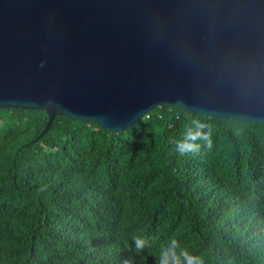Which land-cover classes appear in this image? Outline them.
Returning <instances> with one entry per match:
<instances>
[{
	"label": "trees",
	"instance_id": "trees-1",
	"mask_svg": "<svg viewBox=\"0 0 264 264\" xmlns=\"http://www.w3.org/2000/svg\"><path fill=\"white\" fill-rule=\"evenodd\" d=\"M48 118L0 108V264H159L170 242L181 264H264V122Z\"/></svg>",
	"mask_w": 264,
	"mask_h": 264
},
{
	"label": "water",
	"instance_id": "water-1",
	"mask_svg": "<svg viewBox=\"0 0 264 264\" xmlns=\"http://www.w3.org/2000/svg\"><path fill=\"white\" fill-rule=\"evenodd\" d=\"M165 105L264 122V0H0V108L45 110L40 135Z\"/></svg>",
	"mask_w": 264,
	"mask_h": 264
},
{
	"label": "clouds",
	"instance_id": "clouds-1",
	"mask_svg": "<svg viewBox=\"0 0 264 264\" xmlns=\"http://www.w3.org/2000/svg\"><path fill=\"white\" fill-rule=\"evenodd\" d=\"M136 248L140 249L144 246L146 241L141 237H136ZM186 254V250L181 249L176 252L175 249L171 247V242L168 246L162 247L160 254L159 264H181V257ZM190 264H204L203 258L200 256H191Z\"/></svg>",
	"mask_w": 264,
	"mask_h": 264
}]
</instances>
